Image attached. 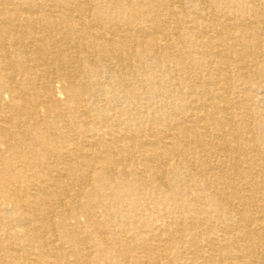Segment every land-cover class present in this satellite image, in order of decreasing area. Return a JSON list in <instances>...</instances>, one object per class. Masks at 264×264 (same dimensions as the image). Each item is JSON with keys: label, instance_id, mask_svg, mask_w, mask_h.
<instances>
[{"label": "bare ground", "instance_id": "1", "mask_svg": "<svg viewBox=\"0 0 264 264\" xmlns=\"http://www.w3.org/2000/svg\"><path fill=\"white\" fill-rule=\"evenodd\" d=\"M0 264H264V0H0Z\"/></svg>", "mask_w": 264, "mask_h": 264}]
</instances>
